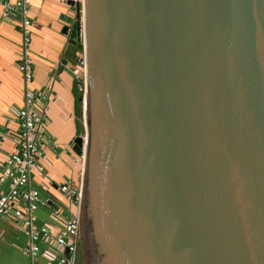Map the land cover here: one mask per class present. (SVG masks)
<instances>
[{"label":"water","instance_id":"obj_1","mask_svg":"<svg viewBox=\"0 0 264 264\" xmlns=\"http://www.w3.org/2000/svg\"><path fill=\"white\" fill-rule=\"evenodd\" d=\"M64 31L82 263L264 264V0H82Z\"/></svg>","mask_w":264,"mask_h":264},{"label":"built area","instance_id":"obj_2","mask_svg":"<svg viewBox=\"0 0 264 264\" xmlns=\"http://www.w3.org/2000/svg\"><path fill=\"white\" fill-rule=\"evenodd\" d=\"M66 1H71L65 13L67 26L77 21L81 24L82 0ZM2 5L4 16H9L10 12L21 16L22 54L17 67L24 81V104L11 106L4 121L0 122V219L17 226L28 237L22 251L31 260H44L47 264H76L80 243L81 177L78 181L68 179L63 185L67 203L74 208L72 210L63 202H54L52 206L48 198H42L41 190L48 185L35 183L33 177L35 173L41 178L46 177L41 160L46 157V148L54 146L46 130L47 100L52 95L53 78L50 77L42 88L29 86L33 69L28 55L30 19L26 16L27 3L18 0L12 4L2 0ZM74 68L76 82L84 85V66ZM6 141H10V148L3 146ZM40 206L50 211V219L36 216Z\"/></svg>","mask_w":264,"mask_h":264},{"label":"crops","instance_id":"obj_3","mask_svg":"<svg viewBox=\"0 0 264 264\" xmlns=\"http://www.w3.org/2000/svg\"><path fill=\"white\" fill-rule=\"evenodd\" d=\"M15 3L18 0H7ZM26 16L30 19L29 58L32 62L33 79L31 88H42L50 77L53 78L52 95L48 99V122L46 130L52 137L54 146L45 150L46 157L41 160L46 177L34 174L35 183L48 185L41 190V197L54 202L71 206L67 203L65 194L52 185L63 186L68 179L77 181V155L68 145L79 135V120L76 114L75 89L79 86L75 80V68L71 64H62L63 51L67 44L64 31L67 26L65 13L70 7L66 0H25ZM2 0H0V122L4 121L9 108L24 104V81L18 70L22 43L20 31L21 16L10 12L3 15ZM77 85V86H76ZM10 148V141L3 144ZM64 187V186H63ZM39 209L47 211L41 218L50 219V211L43 206ZM40 218V217H39ZM60 226V224H57ZM28 237L15 225L0 219V264H47L44 260L33 261L23 251L22 247Z\"/></svg>","mask_w":264,"mask_h":264},{"label":"rangeland","instance_id":"obj_4","mask_svg":"<svg viewBox=\"0 0 264 264\" xmlns=\"http://www.w3.org/2000/svg\"><path fill=\"white\" fill-rule=\"evenodd\" d=\"M80 87H81V93H83V88H84V85L83 84H81L80 85ZM78 120H79V126H80V128H79V135H84V126H83V115H82V103L80 102V105H79V115H78ZM77 170H76V172L78 173V175H77V181L80 179V177H81V172H82V162H83V159L81 158V156H77ZM36 216L39 218H41L42 217V215L44 214V215H46L47 214V211L46 210H44V209H39L38 211H36ZM43 215V216H44ZM78 258H80L81 259V254H80V250H79V252H78ZM82 260V259H81Z\"/></svg>","mask_w":264,"mask_h":264},{"label":"trees","instance_id":"obj_5","mask_svg":"<svg viewBox=\"0 0 264 264\" xmlns=\"http://www.w3.org/2000/svg\"><path fill=\"white\" fill-rule=\"evenodd\" d=\"M77 86V85H76ZM82 95L81 93V87L80 85L75 89V96H76V102H75V107H76V114H77V117L79 115V105H80V100H79V97ZM79 126V125H78ZM80 128V126H79ZM76 264H83L82 263V260L80 258H77V262Z\"/></svg>","mask_w":264,"mask_h":264}]
</instances>
